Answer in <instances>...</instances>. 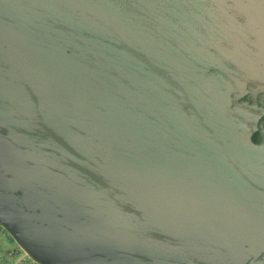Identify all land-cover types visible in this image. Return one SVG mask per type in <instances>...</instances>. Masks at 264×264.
I'll return each mask as SVG.
<instances>
[{
  "label": "water",
  "instance_id": "water-1",
  "mask_svg": "<svg viewBox=\"0 0 264 264\" xmlns=\"http://www.w3.org/2000/svg\"><path fill=\"white\" fill-rule=\"evenodd\" d=\"M0 223L41 264H264V0H0Z\"/></svg>",
  "mask_w": 264,
  "mask_h": 264
},
{
  "label": "rangeland",
  "instance_id": "rangeland-1",
  "mask_svg": "<svg viewBox=\"0 0 264 264\" xmlns=\"http://www.w3.org/2000/svg\"><path fill=\"white\" fill-rule=\"evenodd\" d=\"M11 245L13 246V256H17L16 258H21L23 256L27 257V253L18 245L17 241L9 232L8 227L0 223V250H3V248H11ZM27 259L28 263H32V257Z\"/></svg>",
  "mask_w": 264,
  "mask_h": 264
},
{
  "label": "crops",
  "instance_id": "crops-1",
  "mask_svg": "<svg viewBox=\"0 0 264 264\" xmlns=\"http://www.w3.org/2000/svg\"><path fill=\"white\" fill-rule=\"evenodd\" d=\"M12 249L13 246L11 248H3V250H0V264H32L28 263V261L21 262L22 260L24 261L26 257L23 256L21 258H16L17 256H13Z\"/></svg>",
  "mask_w": 264,
  "mask_h": 264
},
{
  "label": "built area",
  "instance_id": "built-area-1",
  "mask_svg": "<svg viewBox=\"0 0 264 264\" xmlns=\"http://www.w3.org/2000/svg\"><path fill=\"white\" fill-rule=\"evenodd\" d=\"M27 258H31V257H29V255L27 254V257L24 259V261L22 260L21 262H27L28 261ZM32 264H40V263H38L36 260L32 259Z\"/></svg>",
  "mask_w": 264,
  "mask_h": 264
},
{
  "label": "trees",
  "instance_id": "trees-1",
  "mask_svg": "<svg viewBox=\"0 0 264 264\" xmlns=\"http://www.w3.org/2000/svg\"><path fill=\"white\" fill-rule=\"evenodd\" d=\"M34 260H36L38 263H40L37 259L33 258ZM41 264V263H40Z\"/></svg>",
  "mask_w": 264,
  "mask_h": 264
}]
</instances>
